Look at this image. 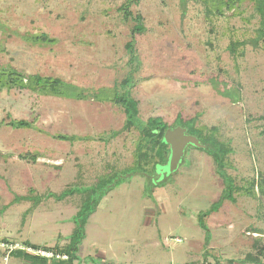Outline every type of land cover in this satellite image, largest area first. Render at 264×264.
<instances>
[{
    "label": "rangeland",
    "instance_id": "374dc122",
    "mask_svg": "<svg viewBox=\"0 0 264 264\" xmlns=\"http://www.w3.org/2000/svg\"><path fill=\"white\" fill-rule=\"evenodd\" d=\"M128 3L0 0V264L25 263L14 247L68 245L93 195L86 188L101 179L105 188L119 180L93 195L99 203L79 252L86 263L257 264L249 253L264 262L254 244L264 250V40L249 41L259 26L251 0L220 12L201 0H140L126 18ZM138 13L146 27L135 35L139 64L127 47ZM233 40L248 41L236 55ZM132 69L143 120L195 118L231 148L225 172L236 200H222L226 180L202 143L152 178L126 171L140 131L125 129L116 91ZM38 76L60 82L37 88ZM158 160L143 166L154 171ZM71 189L62 200L51 195ZM216 204L204 217L206 243L200 214Z\"/></svg>",
    "mask_w": 264,
    "mask_h": 264
},
{
    "label": "trees",
    "instance_id": "16d2710c",
    "mask_svg": "<svg viewBox=\"0 0 264 264\" xmlns=\"http://www.w3.org/2000/svg\"><path fill=\"white\" fill-rule=\"evenodd\" d=\"M140 0H128V4L126 5L125 9V17L128 18L132 15V12L128 10V5L131 2L138 3ZM206 5L207 9L209 11L213 10V7H217V10L219 11L220 6L223 4L227 5L229 9L234 8L238 6L240 3L244 2L245 0H201ZM253 4V13L252 16H256L259 18V26L256 28V36L251 38L249 41L250 43L254 45H258L261 41L264 40V0H251ZM220 12V11H219ZM134 19L136 20V25L133 27L132 30V39L127 43L128 50L130 51L132 55V59L140 63L138 55L135 53V45H136V34H143L146 31V27L143 24V16L138 13L134 16ZM248 41H240V40H233L229 46L231 52L236 55L238 48L240 46H244L247 44ZM244 49V48H242ZM242 51V52H241ZM240 55L244 54V51L241 50ZM135 69H132L127 76L120 82L119 86L120 89L116 91V102L123 108L124 113L126 115L125 120V129H131L133 127L137 128L140 131V139L138 140L136 144V150H135V156L136 160L132 167L126 169H130V175L134 176L137 174H141L144 176L149 175V178L154 177V173H158V171L162 170L159 167H164L168 164L170 153H171V147L170 144H168L165 140L166 133L169 129L175 128L178 126H182L187 129V133L195 135L198 137L200 143H202L207 148V152L209 155H211L217 166H218V172L223 176L224 180H226V189L224 190L222 194V200H225L227 198H231L232 200H236L234 196V191L237 189V187L234 185V179L229 176L225 172V157L227 154H229L231 148H228L225 143L220 142L218 139H216L214 133H210L209 135L204 134V132L195 127V121L196 119H189V120H183L181 117L177 119V122L175 125H169L161 118H149L147 120H143L139 114V101L133 97L131 88L135 85ZM36 86L40 87V84H42V81H45V84L50 85L53 90H56V85L59 84L60 80L55 79L52 81L50 78H41L36 77ZM59 92V90H57ZM12 124L16 127H30L32 124L27 120H14L12 121ZM216 129V128H214ZM61 139H69L70 137L67 135H59ZM35 157V156H33ZM151 158H157L158 161H155L157 163L154 168V171L147 170L143 164L147 163L148 160H151ZM125 171V172H126ZM159 179V178H158ZM103 180V179H101ZM98 183L96 186H91L90 188H86V190H90V193L94 195L95 192H98L100 190V196L103 197L107 195L114 186L117 185L118 180L116 181V184L110 185L111 182H109V185H107V188L104 187L105 181L102 183ZM255 181L252 182L251 187L255 189ZM157 186V185H156ZM155 186V188H156ZM105 188V189H104ZM74 189L71 190H65L61 194L57 195L55 193L51 194L53 196H56L57 199H64L68 193H72ZM98 190V191H97ZM155 191V189H154ZM153 191V192H154ZM90 196L85 204L83 209L78 213V215L74 218L76 221V227L74 232L71 235V242L66 246H58L54 249H45L48 251H52L56 254H66L68 255V259H58L56 257L48 258L45 256L37 255L34 253H31L27 251L26 249L22 248H15L11 251L14 255L23 257L25 260L24 264H75V261L80 259L79 252L80 247L83 242V240L86 237V224L88 222L89 217L97 210V206L99 201L96 200L94 197ZM27 198V196H25ZM25 197H23L25 199ZM22 198V199H23ZM21 199V198H20ZM38 200V199H37ZM216 207V208H215ZM220 205L216 204L215 206H212L210 210L202 212L200 224L201 226L207 230L206 233V243H208L211 239V233L208 229L207 224L205 223V218L208 216L209 213L218 210ZM257 232V231H254ZM256 247L259 248L261 253H263V245L260 240H256L255 243ZM27 247H32L35 249H40L38 246H32L26 244ZM247 259H249L252 262H255L257 264H264V262L261 260V258L257 254H251L249 253L247 255ZM233 261H230V264H232ZM76 264H80V261ZM219 264V263H217ZM221 264V263H220Z\"/></svg>",
    "mask_w": 264,
    "mask_h": 264
},
{
    "label": "water",
    "instance_id": "95a60500",
    "mask_svg": "<svg viewBox=\"0 0 264 264\" xmlns=\"http://www.w3.org/2000/svg\"><path fill=\"white\" fill-rule=\"evenodd\" d=\"M165 140L171 147L169 164L176 167L181 160L187 145L193 143L196 146L201 145L198 137L187 133V129L178 126L167 131Z\"/></svg>",
    "mask_w": 264,
    "mask_h": 264
},
{
    "label": "built area",
    "instance_id": "2783aa9c",
    "mask_svg": "<svg viewBox=\"0 0 264 264\" xmlns=\"http://www.w3.org/2000/svg\"><path fill=\"white\" fill-rule=\"evenodd\" d=\"M177 240H179V239H177ZM4 247H5V245H4ZM15 248H19V247H14L10 251H12ZM20 248H22V247H20ZM22 249H26L27 251H29L31 253H34V254H37V255H41V256H45V257H48V258L56 257L58 259H68V255H66V254H56V253H54L52 251H48V250H45V249L36 250V249H33L32 247H27V246L25 248H22ZM173 264H177V263H173Z\"/></svg>",
    "mask_w": 264,
    "mask_h": 264
},
{
    "label": "crops",
    "instance_id": "0c3cea01",
    "mask_svg": "<svg viewBox=\"0 0 264 264\" xmlns=\"http://www.w3.org/2000/svg\"><path fill=\"white\" fill-rule=\"evenodd\" d=\"M87 236V235H86ZM106 249V248H105ZM106 252H107V249L105 250ZM103 253H105V252H101V254L100 255H97L98 256V258H101V260L103 261V259H105L106 260V258H105V254H103ZM108 253V252H107ZM103 258V259H102ZM87 259H88V257H87ZM80 261V264H96V263H93L92 261H89V263H86V262H88L87 260H86V258H83V259H78L77 260V262H79ZM86 261V262H85ZM105 264H107L106 262H105ZM112 264H115V263H112Z\"/></svg>",
    "mask_w": 264,
    "mask_h": 264
}]
</instances>
